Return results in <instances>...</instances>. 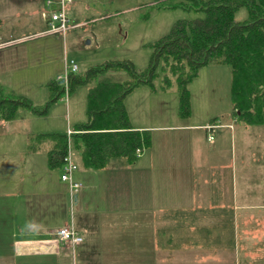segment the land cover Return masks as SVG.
Wrapping results in <instances>:
<instances>
[{
    "label": "crops",
    "instance_id": "0c3cea01",
    "mask_svg": "<svg viewBox=\"0 0 264 264\" xmlns=\"http://www.w3.org/2000/svg\"><path fill=\"white\" fill-rule=\"evenodd\" d=\"M20 113L0 130V264H264V123L133 124L152 135L133 163L86 168L75 150L72 201ZM71 224L82 242L58 238Z\"/></svg>",
    "mask_w": 264,
    "mask_h": 264
},
{
    "label": "rangeland",
    "instance_id": "374dc122",
    "mask_svg": "<svg viewBox=\"0 0 264 264\" xmlns=\"http://www.w3.org/2000/svg\"><path fill=\"white\" fill-rule=\"evenodd\" d=\"M176 0H71L67 3L69 27L62 32H47L49 24L46 0H0V99L24 96L34 106L49 104L46 113L38 114L20 108L28 114L34 132L29 137L36 149L48 152L54 139L39 133H67L68 127L87 118V95L93 84H81L66 91L55 102L48 103L52 78H66V59L73 58L80 70L107 60L131 59L138 69L147 66L153 51L152 43L171 29L181 18H196L203 12L182 7L169 8ZM246 17L241 8L237 18ZM61 76V77H60ZM125 71L114 72V78L125 79ZM66 87V82H63ZM156 88L148 85L135 88L125 98V106L132 124L168 122L169 119L215 121L233 116L231 101V67L223 62L204 65L190 82V114L179 111L176 84ZM191 120V121H190ZM240 123L244 121L239 119ZM144 129V128H143ZM150 129V128H146ZM162 129H155L154 137L162 138ZM166 133V132H165ZM30 148V146H29ZM31 149V148H30ZM73 154L75 157V149Z\"/></svg>",
    "mask_w": 264,
    "mask_h": 264
},
{
    "label": "trees",
    "instance_id": "16d2710c",
    "mask_svg": "<svg viewBox=\"0 0 264 264\" xmlns=\"http://www.w3.org/2000/svg\"><path fill=\"white\" fill-rule=\"evenodd\" d=\"M203 12L196 18H181L171 29L152 43L149 63L138 69L131 59H114L93 64L84 70L70 71L67 87L60 79L48 81L50 97L55 102L66 88L74 90L92 83L87 95V118L74 125L72 148L79 151L83 166L101 169L111 157H124L133 163L137 150L152 144L150 129L133 126L125 106L126 96L135 88L148 85L155 89L161 77V87L176 84L179 112L190 114V82L201 68L210 62H223L231 67V101L234 115L247 124L264 123V0H176L166 6ZM244 8L246 17L237 18ZM125 71V79L114 78V72ZM49 104L34 106L24 96L0 99V130L3 121L15 118L24 107L38 114L46 113ZM40 139H54L48 151L52 168L62 166L67 152V133H39ZM30 148L36 149L31 143Z\"/></svg>",
    "mask_w": 264,
    "mask_h": 264
},
{
    "label": "built area",
    "instance_id": "2783aa9c",
    "mask_svg": "<svg viewBox=\"0 0 264 264\" xmlns=\"http://www.w3.org/2000/svg\"><path fill=\"white\" fill-rule=\"evenodd\" d=\"M71 0H46V4L49 8V11L46 12L47 22L49 24V28L47 32L56 33L62 32L64 33L69 27V16L67 14L66 8L67 3ZM77 71L79 70V64L73 59H66V71ZM61 77V76H60ZM67 84V77L62 78ZM215 124L207 125V129L211 130ZM74 132V129L68 127L67 129V152L64 154L62 158V173L61 179L68 184L69 194L72 201L78 194L77 192L82 187V182L77 180L74 176L75 170L78 165L73 158V149H72V139L71 135ZM213 136L211 135L210 138ZM57 236L60 240L71 242V243H79L83 241V236L79 233L76 227L71 225H64L57 229Z\"/></svg>",
    "mask_w": 264,
    "mask_h": 264
},
{
    "label": "water",
    "instance_id": "95a60500",
    "mask_svg": "<svg viewBox=\"0 0 264 264\" xmlns=\"http://www.w3.org/2000/svg\"><path fill=\"white\" fill-rule=\"evenodd\" d=\"M60 82H61V83L64 82V79H61Z\"/></svg>",
    "mask_w": 264,
    "mask_h": 264
}]
</instances>
